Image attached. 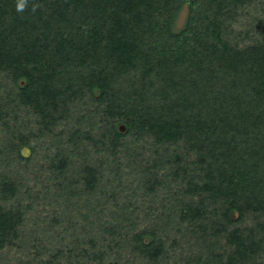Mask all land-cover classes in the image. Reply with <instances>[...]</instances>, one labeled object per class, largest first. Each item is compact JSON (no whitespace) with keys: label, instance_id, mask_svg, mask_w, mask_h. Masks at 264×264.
Wrapping results in <instances>:
<instances>
[{"label":"trees","instance_id":"trees-1","mask_svg":"<svg viewBox=\"0 0 264 264\" xmlns=\"http://www.w3.org/2000/svg\"><path fill=\"white\" fill-rule=\"evenodd\" d=\"M15 4L0 0V254L122 264L128 250L156 264L176 251V264H264V0ZM39 161L63 182L49 196L44 176L28 201L60 206L43 218L52 239L60 218L76 217L68 243L24 232L32 205L20 176L43 172ZM138 199L150 226L130 216ZM189 242L198 249L185 258L178 246Z\"/></svg>","mask_w":264,"mask_h":264},{"label":"rangeland","instance_id":"rangeland-1","mask_svg":"<svg viewBox=\"0 0 264 264\" xmlns=\"http://www.w3.org/2000/svg\"><path fill=\"white\" fill-rule=\"evenodd\" d=\"M33 126V125H32ZM32 127V131H33ZM34 131V132H38ZM17 132V131H16ZM61 132V131H60ZM20 135H28L27 134V130L26 129H21V127L19 128L17 134ZM35 135V134H34ZM57 135V132H56ZM42 136V135H40ZM67 138V135L64 133V135L62 136L63 141ZM42 142V140L40 141ZM65 142V141H64ZM43 144V143H42ZM23 148H27L29 154L27 156L24 157H29L32 153L30 152L28 147H23ZM21 148V151L22 149ZM147 148H144L143 150H145ZM22 154V153H21ZM39 165H42V163L44 164V166L46 167V169H44V171L42 172V169H38L37 172H34L33 174H30L29 172L25 175V176H20L21 179H23L22 182V189H21V194L20 196L22 198H25V200L27 201V203H30L32 205V208L29 209V212L27 210L26 214L24 215V221H25V229L24 232L26 233V235L28 236L27 240L30 241V239L32 237H34L35 235L38 234L39 237H43L44 241H47L49 243H54L56 245H58L59 240L58 239H62L63 241H65L66 243H68V241H71V235L74 232V230L70 227L69 230H67V232L63 233V231L65 230V227L67 226V224L69 223L68 221H70L73 223L76 220V217L73 216V214H69V215H65V217L60 218L59 221L61 222L60 224H58V226L56 227V230L61 233L60 237L58 236V239H52V233L51 231H47L46 229V222L43 219L45 216H47L48 218L52 217V214H50L51 211H55L56 213L59 212L60 206H56L55 204L52 205V200H46L45 202H43L42 200L37 202V204L35 203V201H33L32 203L28 201V199L33 198L34 195L32 193H34V187L36 188H41V185H44L42 183H45L46 181H44L43 179L45 178L44 176H48V179H45L47 181H49V183L47 184V188L49 187V189L51 188V193H49V196L52 194H54L55 192V187L57 184H60L63 182L62 178H57L54 179L53 175L49 176L47 171V166L45 164L44 161H39ZM44 167V168H45ZM67 181H73L69 178V173L68 176L64 179V182ZM40 182V183H39ZM35 188V189H36ZM33 189V190H32ZM165 190V189H164ZM163 193V194H162ZM164 193L166 192H161V194L164 197ZM167 195H171L170 193H166ZM168 197V196H167ZM131 202H133V200H130ZM145 201L144 200L142 203L140 202V199H138V201L133 202L131 205H135V213H132V211H130L131 213V218L132 220L139 225L138 227H142V226H150L153 224V218L152 216H148L145 217L144 213H143V209L142 207H145ZM48 203V204H47ZM51 206H50V205ZM45 205V206H44ZM143 205V206H142ZM106 220H108V217H106ZM77 221L78 223V227L75 231V235H77L80 238L81 242H86L88 240V236L90 235V229H89V225L86 223H82V221H84L83 219L78 218ZM99 227V226H98ZM102 227V226H100ZM89 229V230H88ZM88 230V231H87ZM87 231V232H86ZM63 235V236H61ZM183 241V240H182ZM190 246V248H188L187 246H178V250L180 249H185L186 252L183 253V256L185 258L188 257L187 254H189L191 251L194 252L195 248L198 249V247L196 245H194L192 242H189L188 244ZM194 245V246H193ZM209 246V244H208ZM192 247V248H191ZM204 251V247L200 245L199 250H197L196 253H203ZM205 253V252H204ZM182 255V254H181ZM178 258H181L180 256H178V252L175 251L174 254H172V252L170 251L169 255L167 256V258H162V260H159L156 264H176L177 261H179ZM17 261V257L14 256V254L10 251H4L3 253L0 254V264H15ZM119 261L122 262V264H147L145 262H142L138 256V254L136 253H131L128 250H124L121 254V259H119ZM17 264V263H16Z\"/></svg>","mask_w":264,"mask_h":264},{"label":"water","instance_id":"water-1","mask_svg":"<svg viewBox=\"0 0 264 264\" xmlns=\"http://www.w3.org/2000/svg\"><path fill=\"white\" fill-rule=\"evenodd\" d=\"M186 15H187V5L184 4L181 11L179 12V14L177 15V21H176V27L178 29H180L182 27V25L185 22L186 19ZM124 129L123 125L119 126V130L122 131ZM22 155L27 156L29 154L28 149L27 148H23L21 151Z\"/></svg>","mask_w":264,"mask_h":264},{"label":"clouds","instance_id":"clouds-1","mask_svg":"<svg viewBox=\"0 0 264 264\" xmlns=\"http://www.w3.org/2000/svg\"><path fill=\"white\" fill-rule=\"evenodd\" d=\"M28 7H29V0H16L15 10L18 13L24 12L25 10L28 9ZM39 7L40 5L38 3H32L31 11L34 13Z\"/></svg>","mask_w":264,"mask_h":264}]
</instances>
